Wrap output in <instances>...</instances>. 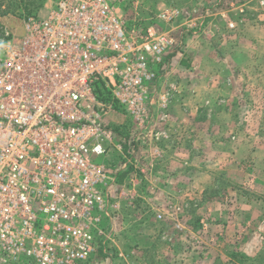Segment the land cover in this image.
Returning <instances> with one entry per match:
<instances>
[{
    "label": "built area",
    "instance_id": "obj_1",
    "mask_svg": "<svg viewBox=\"0 0 264 264\" xmlns=\"http://www.w3.org/2000/svg\"><path fill=\"white\" fill-rule=\"evenodd\" d=\"M124 1L58 0L44 16H26L22 35L0 37V264L106 254L120 200H135L137 184L128 191L122 176L138 135L126 141L105 118L118 106L150 130L153 107L170 102L161 74L185 38L130 33ZM112 150L119 166L107 160Z\"/></svg>",
    "mask_w": 264,
    "mask_h": 264
},
{
    "label": "rangeland",
    "instance_id": "obj_2",
    "mask_svg": "<svg viewBox=\"0 0 264 264\" xmlns=\"http://www.w3.org/2000/svg\"><path fill=\"white\" fill-rule=\"evenodd\" d=\"M57 1L0 0V37L5 30L22 35L26 16H44ZM261 2H123L130 33L153 28L185 38L159 82L162 89L177 86L170 99L174 133L160 141L148 133L136 147L130 174L122 176L128 191L132 180L137 184L135 200H120L107 253L83 264H264ZM171 9L181 12L164 20ZM128 115L117 106L105 118L126 141L138 129ZM107 160L119 166L121 155L112 150Z\"/></svg>",
    "mask_w": 264,
    "mask_h": 264
},
{
    "label": "crops",
    "instance_id": "obj_3",
    "mask_svg": "<svg viewBox=\"0 0 264 264\" xmlns=\"http://www.w3.org/2000/svg\"><path fill=\"white\" fill-rule=\"evenodd\" d=\"M178 55H180V51H176L174 54H172V55L169 56V59H170V64L169 65L170 66H171V63L174 60L176 62V60L179 59V56ZM170 66H169V68L165 72H168L169 71V69L171 68ZM173 72H174V70H173ZM164 73H162L161 76ZM237 74L239 75V73H237ZM241 75H243V74H240V76ZM176 88H177V86L174 83L171 86V88H169V89H167V88L166 89L165 88L162 89V86H159V91H161V92L166 91V92H169V94H173V92H174V90H176ZM184 91H186V88H185ZM171 96L172 95H170V99H171ZM170 102H171V100H170ZM170 102L168 104L167 110L164 111V112H160V113L158 112V110H160V106L159 105L158 106L156 105V106L153 107L156 116H155V119H153V121H152V125L150 126L151 127L150 130H147V128H146L147 123H141V125H140L139 123H137L134 119H132L128 115L129 118H131L132 122L138 126L137 127L138 128L137 129V133H135V134L133 133V134L135 136L138 135V138H139L138 139V143H139L140 147L142 146V148H143V144H144L143 142L146 139V135H148V133H151L152 136L155 137L159 141H160L161 138L162 139H164V138H170L171 139L172 134L174 133V131H173L174 130V120L171 121V118H170V116H171V113H170L171 112ZM187 112L189 113V111H187ZM183 118H184V121H185L184 123L185 124H190L189 119H187V117H183ZM166 125L171 126V128H168L167 130L160 129L162 126H166ZM152 126H153V128H152ZM185 130H187L186 127H185ZM156 152L159 153V149H157Z\"/></svg>",
    "mask_w": 264,
    "mask_h": 264
},
{
    "label": "trees",
    "instance_id": "obj_4",
    "mask_svg": "<svg viewBox=\"0 0 264 264\" xmlns=\"http://www.w3.org/2000/svg\"><path fill=\"white\" fill-rule=\"evenodd\" d=\"M123 9V11L125 12V9L124 8H122ZM100 253H102V252H100Z\"/></svg>",
    "mask_w": 264,
    "mask_h": 264
}]
</instances>
